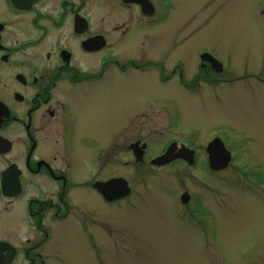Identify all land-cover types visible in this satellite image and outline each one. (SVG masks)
Returning <instances> with one entry per match:
<instances>
[{"label": "rangeland", "instance_id": "rangeland-1", "mask_svg": "<svg viewBox=\"0 0 264 264\" xmlns=\"http://www.w3.org/2000/svg\"><path fill=\"white\" fill-rule=\"evenodd\" d=\"M85 11L109 38L122 11L127 15L118 22H144L134 8L116 0H87ZM162 26L166 38L169 31L176 38L171 55L186 69L182 78L192 77V68L198 70L195 54L201 48L217 53L225 72H213L215 81L200 82L196 91L179 80L153 86L148 77L135 78L134 73H114L111 78L106 74L92 84L95 91L86 89L87 99L77 108L85 137L97 132L103 146L132 121L131 132L118 137L115 158L110 152L102 157L100 174L127 175L133 191L129 200L109 204L99 198L93 203L92 195L81 189L83 203L95 204V217L85 214V228L72 225L71 219L68 229L55 230V241L64 250L68 247L64 264H264V0H171L170 17ZM144 37L141 34L135 47L147 56L152 41ZM110 53L83 60L94 64ZM142 54H135V62L143 59ZM145 68L149 73L155 66ZM220 77L225 82L218 81ZM156 95L162 97L155 99ZM69 98L76 107L78 102ZM215 126L239 148L251 184L236 165L208 169L204 148ZM130 140L146 141L142 162L133 158L126 163L130 155L123 146ZM173 141L197 149L196 166L174 160L161 167L150 165V158ZM184 191L199 194L208 208L211 232L207 216L200 217L201 226L196 227L207 234V246L205 237L191 227L187 214L191 203L180 201Z\"/></svg>", "mask_w": 264, "mask_h": 264}, {"label": "flooded vegetation", "instance_id": "flooded-vegetation-1", "mask_svg": "<svg viewBox=\"0 0 264 264\" xmlns=\"http://www.w3.org/2000/svg\"><path fill=\"white\" fill-rule=\"evenodd\" d=\"M149 2L150 13L143 12L137 3L116 0L122 7L134 8L144 22H118L121 16L127 15L122 11L109 38L100 29V24H95L97 21L86 15L87 0H0V264L67 262L68 247L64 250L61 242L55 241V230H66L71 219L72 225L85 228L82 220L85 214L95 217L92 214L96 211L95 204L83 203L81 189L92 195L93 203L99 198L115 204L120 199L106 201L95 185L121 177L131 190L124 198L129 200L132 196L133 186L127 175L100 174L105 164L102 157L110 152V157L115 158L113 151L118 146V137L131 132L132 121L125 131L117 134L116 130L114 137L103 146L99 144L97 132L85 137L78 122L77 108L87 99V88L95 91L92 84L106 74L111 78L114 73L121 76L134 73L135 78L148 77L153 86L161 87L179 80L183 87L196 91L200 82L215 81L213 72H225L219 55L201 48L195 54L199 60L198 70L192 68L194 75L182 78L181 72L186 69L179 66L177 58L171 55L176 49V38L171 37L170 31L166 38L162 26L170 17L171 0ZM135 31L133 43L131 37ZM141 34L152 41L151 53L147 54L149 58L135 47ZM98 35L104 37L100 47L86 49L83 46V41ZM167 40L169 45L164 50ZM125 43L126 46L122 47ZM140 44H144L143 39ZM107 50L111 53L98 58L94 64L83 60L85 56ZM202 52L214 55L221 62L219 70L208 58L200 57ZM137 53L143 55L140 62H135V57L139 56ZM171 61L174 63H169ZM151 63L155 68L147 73L145 67ZM218 81L225 82L221 77ZM70 96L78 102L76 107ZM97 123L100 126V121ZM104 132L100 126V133L104 135ZM214 137H220L232 155L239 151L229 144V134L216 126ZM134 144L142 148L136 154ZM123 147L130 155L126 163H132L135 157L140 162L144 160L146 141H125ZM190 148L196 166L199 154L197 149ZM205 160L209 167L208 156ZM174 161L184 160L177 158ZM246 163L234 156L222 169L232 165L246 167ZM242 177L247 183L252 181L245 174ZM190 203L187 214L194 224L191 227L201 226L200 217L207 216L206 223L211 232L208 208L199 194L190 193L185 205ZM197 229L205 237L203 243H207V234L201 228Z\"/></svg>", "mask_w": 264, "mask_h": 264}, {"label": "water", "instance_id": "water-1", "mask_svg": "<svg viewBox=\"0 0 264 264\" xmlns=\"http://www.w3.org/2000/svg\"><path fill=\"white\" fill-rule=\"evenodd\" d=\"M124 1L139 3L141 5V9L143 12H148V13L151 12L150 10L151 6L148 0H124ZM100 39H102L101 36H95L93 38L87 39L83 44L87 49H95L99 46L98 44L102 43ZM134 147L136 154L138 150L136 149V146ZM206 150L209 154V162L213 169H219L226 165L228 157L226 153H224V149L218 139L211 141L208 144ZM176 157H182L186 159L188 162H190L191 150L179 149L177 151L176 146L173 143L167 147V150L165 151L164 154L152 160V163L164 164ZM97 188L108 199H114L123 196L127 192L125 182L121 179H113L104 183H99L97 184ZM181 200L183 202L187 200L186 193L182 194Z\"/></svg>", "mask_w": 264, "mask_h": 264}]
</instances>
